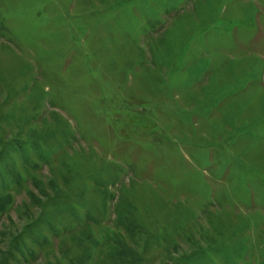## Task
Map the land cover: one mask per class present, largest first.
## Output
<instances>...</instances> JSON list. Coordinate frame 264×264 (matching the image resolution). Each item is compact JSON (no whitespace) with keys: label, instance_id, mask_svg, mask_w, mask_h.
Listing matches in <instances>:
<instances>
[{"label":"rangeland","instance_id":"1","mask_svg":"<svg viewBox=\"0 0 264 264\" xmlns=\"http://www.w3.org/2000/svg\"><path fill=\"white\" fill-rule=\"evenodd\" d=\"M0 264H264V0H0Z\"/></svg>","mask_w":264,"mask_h":264},{"label":"trees","instance_id":"2","mask_svg":"<svg viewBox=\"0 0 264 264\" xmlns=\"http://www.w3.org/2000/svg\"><path fill=\"white\" fill-rule=\"evenodd\" d=\"M11 200H9V202H10Z\"/></svg>","mask_w":264,"mask_h":264}]
</instances>
